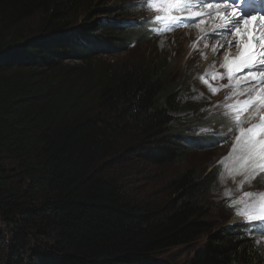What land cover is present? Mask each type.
Returning a JSON list of instances; mask_svg holds the SVG:
<instances>
[{"label":"trees","instance_id":"obj_1","mask_svg":"<svg viewBox=\"0 0 264 264\" xmlns=\"http://www.w3.org/2000/svg\"><path fill=\"white\" fill-rule=\"evenodd\" d=\"M108 1L0 0V264H169L157 254L204 234L173 264H264L255 236L264 221L228 225L208 201L220 164L180 168L165 179V199L134 188L215 142L205 133L196 144L194 126L177 125L204 113L182 101L166 59L120 70L92 63L134 45L126 20L141 5ZM105 13L116 15L94 19ZM245 192L224 199L231 214Z\"/></svg>","mask_w":264,"mask_h":264},{"label":"rangeland","instance_id":"obj_2","mask_svg":"<svg viewBox=\"0 0 264 264\" xmlns=\"http://www.w3.org/2000/svg\"><path fill=\"white\" fill-rule=\"evenodd\" d=\"M120 2V0H109L104 8L107 6L117 8L120 6ZM115 15L116 13H105L103 15L96 14L94 19L110 20ZM148 15H156L158 18H163L164 9L160 0H151L150 4L147 5V7L142 8L141 12L134 10L130 13L129 17L138 20L139 18H145ZM84 18L78 20L76 23L77 26L83 23L82 21ZM199 24L191 26L190 28L186 27L173 30L169 34L156 38V40L140 35L137 31L135 33L136 37L131 40L135 41L134 46L129 45V47L125 48L123 51L115 52L114 56L109 58L108 56L96 57L92 60V63L99 68L110 65L115 67V69L120 70L121 68H127L137 64L145 65L152 59L153 61L166 59L171 66L173 72L172 77L175 74L178 84L180 86H185L181 95L183 102H186V100L191 102H203L202 106L206 105L207 108H209L207 118H210L219 112H222L224 116L225 114L229 116L239 115L240 111L236 108V103L240 104V102L247 99V97H245V95L239 90L240 86L238 85V81L235 79L237 72L233 71V73H230L227 68H224L223 63L221 62L225 61L221 59L224 53H221V51L218 52L216 49L214 54L211 53V51H214L212 48L213 46H211L213 45V42H210L207 45L206 37L203 33V30L207 26L204 24L205 27L201 29L198 27ZM190 35L192 37H190ZM199 41H201L204 45V48H200V51L197 48ZM226 55L228 57L230 56L229 53ZM227 56L225 59H227ZM217 59L220 60L219 63L217 62ZM69 63L72 65H85V63L78 62L76 60L69 61ZM248 79L249 77L244 78L241 85V87L248 85V87L243 91L244 93L249 92L253 86L251 82L244 84V82ZM198 113L202 115L203 109H200ZM205 118V114L197 116L195 113H190L181 117L177 125L181 128L187 127L192 130L193 126H195L201 119ZM228 122V125L224 128L217 122L212 123L210 126H205L201 120L200 127H198L196 132L191 134H195V138L200 139L201 136L205 134V131L210 129L228 130L229 132L237 134L241 127H246V124L243 123L237 129L232 126L231 119H228ZM237 142L239 144V141L235 142V140H232L231 144L227 145L224 150V147L221 148L220 146H217L215 149H207L212 147V143L207 141L205 144V147L207 148L203 147L192 150L187 154L185 160H183L178 167L168 168L165 172H163L162 169H156L153 172H150V175L152 176H150L147 180L139 178V181L134 188L137 191H151L152 193L157 194V198L165 199L170 193L167 189L165 190L167 185L165 179H170L172 175H176V172L180 168L185 170L193 167L197 173H205L210 171L215 165L222 164L223 167L221 169V173H219L217 177L218 191H210V199H208L209 202L213 203L211 204L213 206V211L216 209V215L219 217V220L226 221V224L228 225H233L237 222L249 220V216H259L261 215L259 209L264 207V182L258 188H254V185L249 184V180L260 170V168L251 160L245 164V161H243V159L239 157L237 152L234 150L237 147ZM197 143H199V141H196V144ZM229 154L232 156H227ZM250 164L252 166H250ZM141 165L143 167L142 171L152 168L151 166L145 164ZM240 166H242V169L239 171L238 167ZM250 167H252L253 170ZM244 190H246L245 194L248 195V197L245 198V202H241L236 199V212L231 214L228 210L227 204L224 202V199L228 195L240 193ZM173 196L176 198L178 197L177 194H173ZM215 218L217 219V217ZM3 231L5 232L4 228ZM214 232L215 231H212L208 234L211 235ZM206 239L207 234H204L197 242L191 245L175 247L166 253H158L156 257L169 264H173L174 262L181 263L193 256L197 250L205 244L207 241ZM257 239L264 242V235L257 237ZM29 249L30 248H28V250ZM8 257L11 259L13 256ZM167 259L170 260V262L167 261ZM13 261L14 260L11 259L10 263Z\"/></svg>","mask_w":264,"mask_h":264},{"label":"clouds","instance_id":"obj_3","mask_svg":"<svg viewBox=\"0 0 264 264\" xmlns=\"http://www.w3.org/2000/svg\"><path fill=\"white\" fill-rule=\"evenodd\" d=\"M150 2H151V0H138L137 4L139 6L141 5V7H139L136 10L141 12L142 8L147 7V5L150 4ZM126 21L130 22L134 26V30L138 31V33L140 35L146 36V37H148V38H150L152 40H156V38H160V37L163 36L162 34L160 36L157 35L158 34L157 30L158 29H162V18H158L156 15H148L145 18H139L138 20L132 19L131 17H129V19H127ZM171 32L172 31L165 32L163 34L165 35V34H169ZM134 45H135V41H134ZM239 48H242V47H239ZM233 50H236V48H233ZM217 51L219 52V50H217ZM243 51H244V49H243ZM198 103H202L203 104V102H198ZM201 109H203V113L206 116L205 119H202V123L205 124V126H210V125H212V123L217 122L219 125H222L224 128H226V126L229 123L228 119L232 120V126L233 127H236L238 129V127L240 126V123H238V121H237L239 116H240V114H241V112H242V109L240 107L238 108V110L240 111V114L239 115H230V117L227 116L226 114L224 116L222 114V112H219L216 115H213L210 118H207V114H208L209 108H207L206 105H203L201 107ZM224 113H225V111H224ZM242 121H244V120H242ZM198 123H200V122H198ZM197 124L194 126L196 131H197L198 127H200V126H197ZM244 130H245V127H241L237 134H234L233 132H229L228 130H220V129L207 130V131H205V133L211 136V138L214 140L215 144L212 145L211 148H207V147H205V148H207V149H215L217 146H220L221 148L224 147V150H225L226 146L230 145L228 142L224 141V140H227V139L235 140V142H236V140H241L242 142H244V140H243V137H244L243 131ZM232 134H233V136L230 138V135H232ZM196 139H197L196 141L199 140V138H196ZM241 149L242 148H241V143H240V154L242 153ZM237 154H238L239 157L244 156L246 161L250 158L249 155H244V154L240 155L238 152H237ZM227 156H232V155L229 154ZM220 165H221V167H223L222 164H220ZM219 173H221V171H218V175H219ZM255 176L256 175H253V177H255ZM245 221H249V220H245ZM255 236L261 237L263 235L260 234V235H255ZM259 242H263V241L259 240Z\"/></svg>","mask_w":264,"mask_h":264},{"label":"snow or ice","instance_id":"obj_4","mask_svg":"<svg viewBox=\"0 0 264 264\" xmlns=\"http://www.w3.org/2000/svg\"><path fill=\"white\" fill-rule=\"evenodd\" d=\"M197 4L200 3H208V0H195ZM233 3H243L244 0H232ZM255 21V14L253 13H244L243 16L236 19L233 18L231 21L225 22V30L227 34L229 35H235L237 38H240L239 42L242 46V48L245 50L241 54V61L244 62V66L249 68V74H251L253 71H259L260 69L264 68V56L260 57L261 63H259V66H257V62L253 60V55L247 54L249 49L248 45L253 40H259L261 42H264V30H261L259 35H254L256 33V29L253 28L251 31L248 30L247 26L251 23H254ZM247 36L248 40H243V37ZM231 42H229L230 44ZM228 45H221V47H227ZM215 51V49H214ZM252 60L253 62L249 63L248 61ZM255 78V77H253ZM261 129L260 135L261 139L259 140V144L261 146H264V125L257 126ZM249 131H252L251 129ZM255 145H253L254 147ZM261 215L259 216H249V221H255L257 219L264 221V207L259 209Z\"/></svg>","mask_w":264,"mask_h":264},{"label":"bare ground","instance_id":"obj_5","mask_svg":"<svg viewBox=\"0 0 264 264\" xmlns=\"http://www.w3.org/2000/svg\"><path fill=\"white\" fill-rule=\"evenodd\" d=\"M251 11H256V12H258L259 14L260 13H262V8L259 6V5H257V4H254V7L253 8H251ZM191 26H189V27H187V28H190ZM201 29L203 28L202 26H199ZM204 33V32H203ZM192 35V34H191ZM190 35V37H192ZM233 41H235V38H233ZM257 41V43H262L263 45H264V42H261V41H259V40H256ZM211 46H213L212 48L213 49H216V50H218V48H216L215 47V44L213 43V45H211ZM208 47V46H207ZM197 48H198V50L200 51V48H204V45L199 41L198 42V44H197ZM209 51V50H208ZM211 51V50H210ZM227 52L229 53V57L227 58V59H225L226 58V54H224L222 57H221V59L222 60H225L224 62L223 61H221L222 63H223V66L224 67H226L227 69H228V71L230 72V73H233V71H236L237 72V70H236V63L234 62L235 61V59H233V60H231L232 58H234L235 56L233 55V54H237V53H242L243 52V49L242 48H236V50H234V51H231L229 48H228V50H227ZM211 53L212 54H214L215 53V51H211ZM261 56H264V52H262L261 54H260V57ZM220 59V58H219ZM220 59V60H221ZM220 60H218L217 59V62L219 63V61ZM207 62V61H206ZM259 63H261V61H260V58H259ZM225 65H227V66H225ZM258 66H259V64H258ZM264 68H262V69H260L259 70V72H257L256 71V77L257 78H260L261 76H262V70H263ZM207 75V74H206ZM212 75V74H211ZM218 75V74H217ZM239 76H242V74L240 73V72H237V76H236V80L238 81V85L240 86L239 87V89L243 92L244 90H245V87H241V85H242V83H243V76L242 77H239ZM212 77H213V75H212ZM218 77V76H217ZM229 77V76H228ZM218 79V78H217ZM224 82V81H223ZM222 82V83H223ZM212 83V82H211ZM224 84V83H223ZM206 85V84H205ZM218 85V84H217ZM210 89V88H209ZM212 93H214V92H212ZM259 94H261V93H259ZM211 97V96H210ZM222 99V98H221ZM221 103V102H220ZM215 105V104H214ZM259 106V107H258ZM258 106H254V107H252V108H250V110L249 111H258L259 109H263L264 107H263V105L262 104H260V105H258ZM217 107V106H216ZM214 108V107H213ZM246 124V128H247V122L246 121H242V124ZM241 125V124H240ZM236 152H238L239 154H240V144H238L237 145V147L234 149ZM241 155V154H240ZM241 158L243 159V161H245V157L244 156H241ZM250 162V161H249ZM245 164H246V162H245ZM244 164V165H245ZM248 164V163H247ZM252 164V163H251ZM250 164V166H252ZM256 165V164H255ZM239 168V171H240V169H242V166H240V167H238ZM252 170H253V168L252 167H250ZM244 169V168H243ZM238 171V172H239ZM237 180V179H236ZM234 181V180H233ZM236 182V181H235ZM235 185V184H234Z\"/></svg>","mask_w":264,"mask_h":264}]
</instances>
